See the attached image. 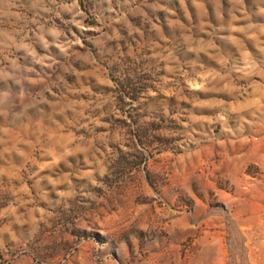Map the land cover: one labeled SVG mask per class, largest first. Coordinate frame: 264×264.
<instances>
[{
	"label": "rangeland",
	"instance_id": "rangeland-1",
	"mask_svg": "<svg viewBox=\"0 0 264 264\" xmlns=\"http://www.w3.org/2000/svg\"><path fill=\"white\" fill-rule=\"evenodd\" d=\"M0 264H264V0H0Z\"/></svg>",
	"mask_w": 264,
	"mask_h": 264
}]
</instances>
